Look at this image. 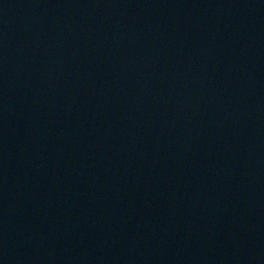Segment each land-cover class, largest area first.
Returning <instances> with one entry per match:
<instances>
[{
    "label": "water",
    "instance_id": "95a60500",
    "mask_svg": "<svg viewBox=\"0 0 264 264\" xmlns=\"http://www.w3.org/2000/svg\"><path fill=\"white\" fill-rule=\"evenodd\" d=\"M0 264H264V0H0Z\"/></svg>",
    "mask_w": 264,
    "mask_h": 264
}]
</instances>
